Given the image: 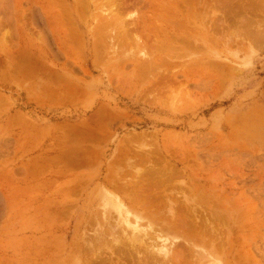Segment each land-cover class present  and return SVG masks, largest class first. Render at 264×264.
<instances>
[{
  "label": "rangeland",
  "instance_id": "obj_1",
  "mask_svg": "<svg viewBox=\"0 0 264 264\" xmlns=\"http://www.w3.org/2000/svg\"><path fill=\"white\" fill-rule=\"evenodd\" d=\"M118 1L0 0V264L219 263L149 197L264 264V0Z\"/></svg>",
  "mask_w": 264,
  "mask_h": 264
},
{
  "label": "bare ground",
  "instance_id": "obj_2",
  "mask_svg": "<svg viewBox=\"0 0 264 264\" xmlns=\"http://www.w3.org/2000/svg\"><path fill=\"white\" fill-rule=\"evenodd\" d=\"M124 1V0H123ZM200 1V0H199ZM203 1V0H202ZM202 1H200L201 2V4L203 5V6H205V5H207L206 4V2L207 1H205V2H203L202 3ZM220 1H223V0H220ZM115 2H117V1H115ZM120 2V0L118 1V3ZM122 2V1H121ZM110 3V2H109ZM117 3V4H118ZM126 3H127V1H126ZM126 3H124V5L126 4ZM174 3V2H173ZM217 3V2H216ZM222 3V5H224V2H219V4H221ZM226 3V2H225ZM112 4V3H111ZM128 4V3H127ZM229 4V3H228ZM122 5L123 4H119V8H121L122 7ZM190 5V4H189ZM126 6V5H125ZM215 6V5H214ZM175 8H176V6H174ZM173 7V8H174ZM187 7H188V5H187ZM195 7V6H194ZM207 7V6H206ZM117 8H118V6H117ZM118 8V9H119ZM213 8V7H212ZM122 9V8H121ZM168 9V8H167ZM180 9V8H179ZM192 9V8H191ZM194 9V8H193ZM203 9V8H202ZM120 10V9H119ZM182 10V9H181ZM180 10V11H181ZM190 10V9H189ZM227 10V9H226ZM260 10V9H259ZM121 11V10H120ZM185 11V10H184ZM197 11V10H196ZM201 11V10H200ZM217 11V10H216ZM221 11V10H220ZM190 12V11H189ZM188 12V13H189ZM218 12V11H217ZM191 13V12H190ZM185 16L187 15L186 14V11H185V13H183ZM192 14V13H191ZM209 14V13H208ZM193 15V14H192ZM165 16H166V14H165ZM171 16V15H170ZM170 16H169V18H170ZM221 16V15H220ZM206 17V16H205ZM168 18V17H167ZM172 18V17H171ZM196 18V17H195ZM217 18H219V17H217ZM216 18V19H217ZM226 18V17H225ZM197 19L198 18H196V21H197ZM170 20V19H169ZM172 20H174V19H172ZM181 20H182V18H181ZM189 20V19H188ZM194 20V19H193ZM192 20V21H193ZM218 20H220V19H218ZM186 21V20H185ZM200 21V20H199ZM221 21V20H220ZM170 22V21H169ZM182 22V21H181ZM195 22V21H194ZM184 24V23H183ZM191 25V24H190ZM176 26V25H175ZM174 26V27H175ZM178 27V26H177ZM184 27V26H183ZM180 28V27H179ZM185 28V27H184ZM180 29H182V28H180ZM187 29V28H186ZM195 29H196V27H195ZM257 29V28H256ZM177 30V29H176ZM188 30V29H187ZM254 30V29H253ZM260 30V29H259ZM179 31V30H178ZM191 31V30H190ZM200 31V30H199ZM191 32H193V31H191ZM125 33V32H124ZM257 34V33H256ZM188 35L189 34H187V37H188ZM236 35V34H235ZM252 35H254V34H252ZM259 35V34H258ZM260 36H261V34H260ZM259 36V37H260ZM172 37H174V36H172ZM178 38H179V36H177ZM176 39V38H175ZM192 40V39H191ZM248 40V39H247ZM169 41V40H168ZM184 42H185V40H183ZM180 42V40L178 41V43ZM241 42V41H240ZM181 43H182V40H181ZM186 44V43H185ZM183 45V44H182ZM189 45V44H188ZM117 46V45H116ZM241 46V45H240ZM123 47V46H122ZM157 49V48H156ZM150 60V59H149ZM146 64V63H145ZM150 64V63H149ZM167 65V64H166ZM162 66V65H161ZM163 67V66H162ZM159 68V67H158ZM157 72H159V71H157ZM162 76V75H161ZM122 84H124V83H122ZM256 115H255V121H254V127H255V133H254V135L253 136H250V134L248 135V136H245V139H246V141H247V144L248 143H257V144H263L264 143V107L263 108H261V109H258L257 111H256V113H255ZM248 122H250V121H248ZM236 125H238V124H236ZM235 125V126H236ZM241 125V124H240ZM240 125L238 126L239 128H240ZM241 126H243V124L241 125ZM243 139V138H242ZM241 138H240V140H242ZM127 142V141H126ZM246 144V143H245ZM250 147H251V145H249ZM253 147V146H252ZM264 148V147H263ZM139 149V148H138ZM258 150V149H257ZM140 151V150H139ZM134 152H135V150H134ZM141 152H143V151H141ZM144 156V155H143ZM123 157V156H122ZM137 163V162H136ZM128 166L129 165H127L126 167L128 168ZM145 166V165H144ZM147 167V166H146ZM125 168V167H124ZM129 171V170H128ZM148 172H151V171H149L148 170ZM148 172H147V174H145V176L146 175H148ZM137 173H138V171H137ZM152 173V172H151ZM133 174V173H132ZM135 174H136V172H135ZM140 174V173H139ZM142 175H144V174H142ZM156 175V174H155ZM158 175V174H157ZM132 176V175H131ZM135 176V175H134ZM133 176V177H134ZM136 176H138V175H136ZM140 176V175H139ZM149 176V175H148ZM141 177V176H140ZM168 178H170V177H168ZM133 179V178H132ZM142 179V178H141ZM147 180H150V179H147ZM161 180V179H160ZM134 181H136V179H134ZM139 181V180H138ZM148 182V181H147ZM125 183V182H124ZM140 184V183H139ZM149 184V183H148ZM151 184H153V183H151ZM130 185H133V184H129V186ZM138 185V184H137ZM146 185V184H145ZM154 185V184H153ZM134 186V185H133ZM136 186V185H135ZM141 186V185H140ZM148 187H150L149 185H147ZM125 187V186H124ZM128 187V186H127ZM148 187H146V188H148ZM153 187V186H152ZM166 187H168V186H166ZM133 188V187H132ZM135 188H137V187H135ZM127 190H128V188H127ZM137 190H138V188H137ZM150 190V189H149ZM134 191V190H133ZM152 191V190H151ZM150 191V192H151ZM154 191V190H153ZM147 192H149L148 191V189H147ZM128 193V192H127ZM131 193V192H130ZM129 194V193H128ZM139 194V193H138ZM137 194V195H138ZM162 194H164L163 192H162ZM132 195H135L133 192H132ZM132 195H131V197H132ZM142 195V194H141ZM154 195V194H153ZM136 196V195H135ZM156 196V195H155ZM154 196V197H155ZM158 196L160 197V195L158 194ZM134 197V196H133ZM138 198H139V196H137ZM137 197H135L136 199H137ZM158 197V198H159ZM176 197V196H175ZM134 198V199H135ZM144 198V197H143ZM150 199H148V198H144V202L148 199V201H146V205L145 206H142L143 208L144 207H146V208H148L149 209V211L151 212V215H150V218L152 219V223L155 225V227L154 226H151L152 228H146V235H150L153 239H157V240H153V241H155L156 243L158 242V240H159V242L161 241V242H166V243H170V244H173L174 245V243H177V242H175V240L177 239L176 237V239L173 241V239L171 238L172 237V234H176L177 232H179V234H180V232L182 233L181 235L183 236V239H185V241L187 242V243H201V244H207V245H209V247L208 248H210V256H212V257H214V258H218L219 259V263L218 264H225V262H227L228 264H262L261 262H260V260L259 259H257V257L249 250V251H247V249L245 250L244 248H242V246H239L238 248L236 247V244H235V242H233L232 240H230L229 239V236L226 238L225 237V233L224 232H221V230L219 231V229L216 227V222H214V219H215V221H216V218L217 217H213V222H212V219L210 220V222H208V219H206L205 221H203V222H200L201 221V219L200 220H197V222H196V219L194 218V220L193 221H191V219L190 220H188V221H184V220H182V219H184V218H181V216L179 217V216H177V214H176V212H178V211H180L181 210V208H183L184 206L185 207H187L186 205H185V203H184V205L183 206H181L179 209L180 210H177L176 211V209H178V206H177V208H175V206H174V204H172V203H170V201H169V203L168 202H166L165 204H168L167 205V207H165V208H163L161 205H158V204H160V203H156V199H154V198H152V197H149ZM178 198V197H177ZM185 198H187V197H185ZM135 199V200H136ZM146 199V200H145ZM172 199V198H171ZM183 199V198H182ZM193 199V198H192ZM140 200H141V196H140ZM143 200V199H142ZM159 200V199H158ZM166 200V199H165ZM169 200V199H168ZM175 200V199H174ZM132 201H134V200H132ZM180 201V200H179ZM191 201V200H190ZM165 202V201H164ZM182 203V202H181ZM177 204V203H176ZM179 204V203H178ZM187 205H188V203H187ZM188 207H189V205H188ZM141 208V207H140ZM176 211V212H175ZM182 211V210H181ZM180 211V212H181ZM184 212V211H183ZM186 212V211H185ZM190 212V211H189ZM213 212V211H212ZM187 213V212H186ZM179 215V214H178ZM190 215V214H189ZM192 216V215H191ZM219 216V215H218ZM203 217V216H202ZM211 217V216H210ZM209 217V218H210ZM193 218V217H192ZM220 218V217H219ZM185 220H186V218H185ZM203 220V219H202ZM218 220V219H217ZM226 220V219H225ZM233 221V220H232ZM218 223V222H217ZM113 225V224H112ZM219 225H220V223H219ZM110 227H111V225H110ZM161 228H165V230L164 231H166L167 232V230H168V232H169V234L167 233L166 234V232L164 233V231L162 230L161 232L163 233V234H165V235H163V234H161L160 232L156 235V236H154V235H152L153 233L152 232H158L159 230L158 229H161ZM167 229V230H166ZM114 230V229H113ZM156 230H158V231H156ZM224 231V230H223ZM111 232V231H110ZM152 233V234H151ZM178 234V233H177ZM170 235H171V237H170ZM137 237H138V235H137ZM170 237V238H169ZM174 238V237H173ZM224 238H225V240H224ZM137 239V238H136ZM139 239V238H138ZM137 239V240H138ZM142 238H140L139 240H138V244H141L140 246H141V248L143 249V247H144V249H145V252H146V264L147 263H149L152 259H154V261H155V258L157 259L158 257L156 256V257H152V255H155V253L156 254H160V255H163V252H164V256L165 257H167L168 256V254H170L169 252L167 253V250L166 249H162V251L159 249V247H152V245L150 246V248L148 247V246H146V242H144V239H142ZM170 239L173 241V243L170 241ZM227 239V240H226ZM136 241V240H135ZM152 241V242H153ZM176 241H178V239L176 240ZM155 242H153V243H155ZM122 243V242H121ZM178 244V243H177ZM181 244H183V243H181ZM164 245V244H163ZM169 245V244H168ZM161 246V245H160ZM175 246V245H174ZM179 246H180V243H179ZM183 246H185V245H183ZM238 246V245H237ZM176 247H178L177 245H176ZM122 248H123V246H122ZM135 248V247H134ZM157 248V249H156ZM193 248V247H192ZM132 249V248H131ZM175 249V248H174ZM187 248H183V250H186ZM119 250V249H118ZM116 248L114 249V250H111V252H110V260L108 261L109 263L110 262H112V258L113 257H116L117 259L116 260H118V262H122V256H121V254H120V252L118 251ZM136 250V251H135ZM135 250H134V252H133V250L132 251H130V249H128V252H133L134 254H138V252H140V251H138V249H136L135 248ZM187 250H189V249H187ZM186 250V251H187ZM126 252H127V250H126ZM144 252V251H143ZM117 253V254H116ZM140 254V256H141V253H139ZM94 255V254H93ZM143 255H145L144 253H143ZM159 255V256H160ZM131 256V255H130ZM163 256V257H164ZM189 256V255H188ZM95 257V256H94ZM122 257V258H121ZM138 255H137V259H138ZM170 257V256H169ZM98 258V257H97ZM125 258V257H124ZM171 258V257H170ZM170 258H167V260L166 261H169L168 263L169 264H174L173 263V259H171L170 260ZM143 260L142 261H145V259L144 258H142ZM169 259V260H168ZM98 260V259H97ZM105 260V259H104ZM104 260H100V262L103 264L105 261ZM115 259H113V261H114ZM179 260H180V263L177 261V263H175V264H183V261H182V259L181 258H179ZM190 261V260H189ZM126 262V261H125ZM125 262H122V264H126ZM137 263H138V260L136 261ZM117 263V262H116ZM151 264L153 263L154 264V262H150ZM161 263V262H160ZM163 263V262H162ZM165 263V262H164ZM167 263V264H168ZM106 264H107V261H106ZM120 264V263H119ZM142 264H144V263H142ZM156 264H158V263H156Z\"/></svg>",
  "mask_w": 264,
  "mask_h": 264
}]
</instances>
